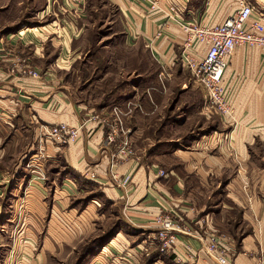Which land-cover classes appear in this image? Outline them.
Wrapping results in <instances>:
<instances>
[{
  "label": "crops",
  "instance_id": "obj_1",
  "mask_svg": "<svg viewBox=\"0 0 264 264\" xmlns=\"http://www.w3.org/2000/svg\"><path fill=\"white\" fill-rule=\"evenodd\" d=\"M88 1H102L122 19L120 35L134 53L130 64L138 72L105 91V72H98L107 69V58L91 51L93 27L85 25ZM157 1L158 8L150 10L126 0H18L21 11L29 12L22 15L0 0V192L26 153L43 150L50 171L46 185H31L26 191L27 209L34 213L24 223L34 230L24 242L41 247L24 252L28 264L68 258L76 236L77 243L90 240L96 231L105 233L118 222L125 227L117 230L122 238L117 235V242L104 250L134 252L139 259L160 254L154 222L160 213L185 231L177 234L174 248L182 264L190 263L185 244L198 249L199 239L210 233L230 241L232 264H254L264 255V155L255 156V149L264 153V47L238 46L227 59L222 83L228 114L223 116L187 80L183 51L200 61L206 48L199 46L197 53L189 48L182 26L221 24L235 15L240 0ZM246 1L260 11L253 18L264 26V0ZM160 68L170 79L164 93L157 81ZM26 69L38 77L24 74ZM86 72L91 73L87 78ZM128 102L142 110L125 121L132 130L130 142L144 145L153 139L147 146H160V152L138 156L134 151L119 165V176H131L124 193L112 185L107 170L115 145L106 142L105 130L94 117ZM212 112L219 117L216 122ZM57 124L82 127L76 142L65 147L43 143L40 127ZM86 172L94 178L84 177ZM96 256L88 264L110 261ZM200 261L215 264L203 254Z\"/></svg>",
  "mask_w": 264,
  "mask_h": 264
},
{
  "label": "built area",
  "instance_id": "obj_2",
  "mask_svg": "<svg viewBox=\"0 0 264 264\" xmlns=\"http://www.w3.org/2000/svg\"><path fill=\"white\" fill-rule=\"evenodd\" d=\"M126 1L141 2L147 5L150 10L158 8L157 0ZM238 5L239 9L235 15L221 24L210 26L191 23L182 26V29L189 34L187 45L189 48H192L195 53L198 52L199 46L206 48L205 55L200 61L184 50L181 55L182 65L189 70L194 82L203 90L206 105L225 116L228 114V101L222 79L227 68V59L238 46L264 47V26L253 18L256 14H260L246 0H240ZM23 73L38 77L36 72L29 69ZM168 78L169 76L165 72L159 76L161 82ZM126 114L121 108L114 106L109 115L102 118L94 117L99 120L105 130L106 142L115 145V151L107 158V170L112 185L124 193L130 186L131 176H119L117 169L123 161L132 155L127 137L128 130L124 128ZM40 128L42 129L43 143L51 142L59 147L76 142L82 129V127L71 128L66 124ZM32 156L28 167H33L35 173L41 175L46 155L43 150L39 149ZM161 175L164 174L161 173ZM94 176L93 172H86L84 175V177L90 178H94ZM154 222L157 227L156 239L159 242L160 254L162 256L172 254L176 246L177 234L185 233V231L178 228L173 219L166 214H158ZM199 242L201 247L198 249H194L188 244L184 246L185 255L191 264H201L200 255L202 254L213 260L215 264H232L231 243L225 236L210 233L199 239ZM174 254L176 253L174 252ZM175 258L179 259V256L176 254ZM158 263L162 264V261L160 260ZM254 264H264V255L259 254L255 258Z\"/></svg>",
  "mask_w": 264,
  "mask_h": 264
},
{
  "label": "rangeland",
  "instance_id": "obj_3",
  "mask_svg": "<svg viewBox=\"0 0 264 264\" xmlns=\"http://www.w3.org/2000/svg\"><path fill=\"white\" fill-rule=\"evenodd\" d=\"M2 1H5V4L10 3L8 6H10V8L14 10V12L16 11L17 14L19 12H21L22 15L29 13L28 11H26V13L21 11L20 5L19 7L17 6L18 0H14V1L13 0H2ZM19 1H27V0H19ZM13 2L14 4H11ZM2 5H4V3H0V6ZM257 11L260 12L259 10ZM86 12H87L86 22H85L86 28L88 29V28L93 27L91 28L89 32L91 33L90 37L92 39L91 51L94 53L95 57H96V51H99L97 53L100 54L102 58L103 57L107 58V69L105 67L103 72L101 73L98 72L100 76L102 75V73L105 72L103 75V77L106 79L103 83V88H104L103 90L105 91V88H111L116 83L122 81L124 78H127L128 75H130L132 72H134L135 75L138 74V72L133 69L135 66H132L133 64H130V58L131 56H134V53H131L130 49L125 47L126 45L124 43V38L122 35H120L121 29L123 26L122 19H120L119 15L116 14L115 11H112L110 8L107 9V7L104 6L102 1H97V2L88 1L86 3ZM101 15L103 16V18L100 19ZM86 32H85V37L87 34ZM100 40L101 42H99ZM85 46H86V43H85ZM84 60H87V57H85ZM103 65H105V63ZM93 68H97V66L94 65ZM99 71H101V69ZM157 72H158V75H157L158 85L160 86L161 91L164 93L166 92V84H168L170 79H166L163 82H161L159 79V76L164 71L160 68V70H158ZM98 74L96 73L95 76ZM90 75L91 73H88V72H86L85 74L86 78L89 77ZM187 80H189L190 84L195 86L197 89L200 88L194 82L191 74L188 76ZM172 98L173 97L169 98L168 104H170ZM99 100L100 98L97 97L96 102H99ZM111 101H113V99H111ZM113 107L114 105L105 113L104 116L109 115ZM115 107H119L124 112L127 113L124 119V128L128 130L127 137L129 140V146L131 148L132 154L134 153V151L136 152L138 156H144V154H146L147 152L148 153L149 152H154V153L160 152V146L159 147L154 146L153 148H151L150 146H147V145H151V143L153 142V139H152V142L148 141L144 145L139 144V143L134 145L133 141L130 142V136L132 135V130L126 127L125 121L127 117L131 116L134 113L135 110L142 111L139 104L128 102L125 107H122L121 105L120 106L117 105ZM166 111L168 113L169 108H167ZM218 113L221 114L220 112ZM211 117L213 118L214 122H216L217 119L219 118L216 112H212ZM200 118L201 116L200 117L198 116L196 120L199 121ZM204 124H205V121H203V126ZM193 129H196V128H193ZM195 132L196 131L194 130V133ZM260 149L261 148L255 149L256 151L255 156L257 159H259L260 157H263L264 155V153ZM32 157L33 156L29 153L25 154L24 158L22 159L21 166L17 170V173L13 175L14 177H12V179L10 180V184L6 187V190H4L2 193L0 192V264H28L27 260L24 259L25 257L24 255L26 254V253L24 254V252L26 251L32 252L34 248L36 249L35 251H37L38 249L41 248L39 246V243L32 244L30 247L28 243L24 242V237H26L29 232H32L31 230H34L33 227L31 228L27 227V224L24 223L26 222L27 218H32V215L34 213L33 210L27 209V205H28L27 203L28 195L27 194L28 193H26V191L31 187V185L32 186L37 185V184L42 185V186L46 185L50 171H48L47 169L48 167L47 168L45 167V161H46V158H45L43 162V169H42L41 175H38L37 173H35V169L33 167L31 166L28 167V165L30 164V159ZM24 182L26 183L25 187H24V184H25ZM244 182L248 184V181L245 177H244ZM81 199L83 200L82 196L76 197V201L77 200L82 201ZM45 212L48 213L46 210ZM45 212L43 213L45 214ZM121 228L125 229L124 225L118 222V225L116 224V226L112 227V229L108 230L107 228H105L104 229L105 233H102L101 231H96L90 240L85 239L84 241H81L78 243L77 241H80V239H79V236H76L77 240L73 241V244L75 245V249L70 250V254L68 258H65V259H60V258L48 259L47 258L43 260V264H88L89 261L91 260L93 261V259L97 257L96 255H102V258L105 261L110 260L108 261V264H155L160 261L159 260L160 257L161 259L163 258L165 259V263L162 262V264H172V263L182 264L181 258L177 259L175 257L173 259V262L171 263L170 257L173 256L171 253L170 255L168 254V256H165V257H163L161 254H158V253L153 254V255L149 254L148 255L149 257H143V258L141 257V259H139L138 257L137 258L135 257L134 252L132 254L130 251L120 252L117 250V252L114 253L111 247H110L111 250L110 249L104 250V248L108 246L109 244H111L112 241L116 239L117 235L121 233L120 230L117 232V230ZM126 230L127 232H130L128 229ZM39 232H40L39 234L42 233L41 231ZM132 233L133 235H136L135 231H132ZM97 236H102L103 243H101L100 245L95 244L93 246H90V244L95 241L92 238H95ZM118 238H122V237L119 235ZM34 240L36 242L38 241V238ZM139 241L140 240L136 241V245L138 244ZM116 242H117V239L112 244H115ZM117 245L119 244L117 243ZM200 247H201V243L199 242L198 248ZM130 248H134V250H137L138 246H135V247L131 246ZM203 258L206 259V256H203ZM184 264H187V263H184ZM189 264H191V262Z\"/></svg>",
  "mask_w": 264,
  "mask_h": 264
},
{
  "label": "trees",
  "instance_id": "obj_4",
  "mask_svg": "<svg viewBox=\"0 0 264 264\" xmlns=\"http://www.w3.org/2000/svg\"><path fill=\"white\" fill-rule=\"evenodd\" d=\"M101 243H103V242H102V239H98V240H95L93 243H91L90 246H93V245H95V244L100 245ZM102 247H103V246H102ZM102 247H101V248H102Z\"/></svg>",
  "mask_w": 264,
  "mask_h": 264
}]
</instances>
